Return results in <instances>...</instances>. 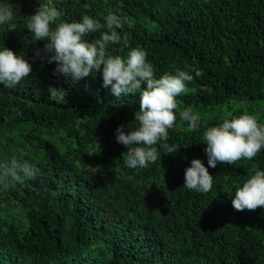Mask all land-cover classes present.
<instances>
[{
  "label": "trees",
  "instance_id": "16d2710c",
  "mask_svg": "<svg viewBox=\"0 0 264 264\" xmlns=\"http://www.w3.org/2000/svg\"><path fill=\"white\" fill-rule=\"evenodd\" d=\"M5 3L15 19L0 24V50L24 56L32 73L14 88L0 84V165L27 161L38 172L0 185V264H264V208L237 212L231 203L253 165L264 171V149L251 161L213 169L203 139L207 127L246 114L232 101L264 105V0ZM40 3L60 10L62 22L125 16L131 27L118 31L128 34V46L110 45V55L126 59L140 48L157 79L178 70L193 76L168 130L166 143L178 152L157 145L155 163L125 166L128 149L116 142V129L139 126L140 94L117 98L102 74L74 83L35 57L48 41H35L26 25ZM50 88L63 99H49ZM188 107L201 116L198 130L179 118ZM223 107L225 116L218 114ZM258 123L264 126V111ZM193 159L214 177L206 194L183 187Z\"/></svg>",
  "mask_w": 264,
  "mask_h": 264
},
{
  "label": "clouds",
  "instance_id": "9594fccd",
  "mask_svg": "<svg viewBox=\"0 0 264 264\" xmlns=\"http://www.w3.org/2000/svg\"><path fill=\"white\" fill-rule=\"evenodd\" d=\"M62 15L54 5L40 3L36 13L28 17L26 28L33 34L34 40L48 41L44 55L37 49L34 56L46 59L49 64L55 63L54 74H60L74 83L89 77L95 79L93 73H96L102 74L103 87H110L117 98L140 94V108L135 113L139 126L134 130H130L129 126L127 129L125 126L116 129V142L128 149L125 166L143 169L155 163L160 158L157 145L169 154L178 152V148L166 143L168 130L177 121L175 110L179 102L176 98L187 90L193 76L187 71L178 70L175 75L164 74L157 79L154 66L147 61L146 51L140 48L131 49L126 59L110 55V45L128 46V34L122 36L118 31L129 23L125 16L109 12L101 24L89 15H84L81 22H62ZM14 19L13 4H0V24ZM10 30H15V25ZM97 32H100L99 39H86ZM48 53L51 55L48 56ZM31 73L32 65L24 56L17 55L7 47L0 50V84L14 88ZM142 85H146V88L142 89ZM49 92V99H63L61 91L50 88ZM179 118L188 123L190 130L201 127V116L191 107L180 111ZM203 139L208 167L214 169L218 163L234 165L241 160H253L264 149V126L258 123L254 115L244 114L207 127ZM253 170L254 174L234 193L231 203L237 212L264 208V171L258 170L256 165H253ZM37 172L38 169L27 161L13 159L9 164L0 165V185L7 189L22 179L35 178ZM213 179L202 160L193 159L191 166L185 170L183 187L206 194L213 187Z\"/></svg>",
  "mask_w": 264,
  "mask_h": 264
},
{
  "label": "rangeland",
  "instance_id": "374dc122",
  "mask_svg": "<svg viewBox=\"0 0 264 264\" xmlns=\"http://www.w3.org/2000/svg\"><path fill=\"white\" fill-rule=\"evenodd\" d=\"M231 107L237 108L242 107L246 114L254 115L257 118V121L261 122L262 114L264 111V105L261 102L256 101H246V102H240V101H232ZM226 107H223L222 109H218V114L221 116H225L227 113L225 112Z\"/></svg>",
  "mask_w": 264,
  "mask_h": 264
}]
</instances>
